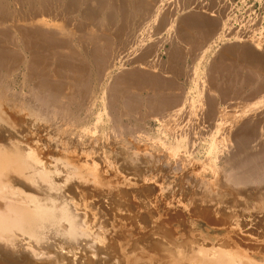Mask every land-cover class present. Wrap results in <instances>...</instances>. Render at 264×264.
I'll return each instance as SVG.
<instances>
[{"label": "bare ground", "instance_id": "6f19581e", "mask_svg": "<svg viewBox=\"0 0 264 264\" xmlns=\"http://www.w3.org/2000/svg\"><path fill=\"white\" fill-rule=\"evenodd\" d=\"M209 2H212V1H209ZM200 3H202V2H200ZM224 3H226V2H224ZM224 3H223V5H224ZM187 4H189V3H187V0H0V90L3 92L0 94H2L3 96L6 95V97H9V99L12 96L28 95L37 102V103H35L33 101L35 103V105L37 106L35 110H37V108H39L38 110H42V113H45V115H47L49 117V119L51 118V120L52 119H54V120L55 119H61V121L63 120V122L64 121L68 122V123H66V125L67 124L69 126H70V124H71V126L72 125H74V126L79 125V127H81L80 130H82L80 133H83V134H89V133L92 134L93 132L96 131V129L93 128L94 124H92L93 127H91V125H90V127H88L82 122L81 117L84 116L83 113H86V115H88L89 113L93 112V109L98 108L97 109V111H98V113H97L98 123L96 125L97 126L99 125L100 127L105 126V127L109 128V130H108V128H106V130H104L105 129V127H104V129H103V132L105 134L104 136L109 135L110 136L109 138L112 137L114 139L117 137H122L123 135H127L128 137L134 139V141L135 140L140 141V142L141 141L142 142L143 141L144 142L150 141L152 143H155V145L156 144L160 145L159 148L163 146L164 149L163 148L162 149L163 150L166 149L165 152L168 150L167 152H168L169 156L173 155V157L178 156L176 154L180 150L181 146H183L185 144H189V143H195L196 139L193 138L194 133H195V129L193 131L192 128H194V127H190L191 129L188 128L189 126L188 127L187 126L182 127V128L177 127L176 130H173V128L170 127L171 128L170 129L169 125L172 126L173 123H175V122H172L173 120L175 121V119H172L171 116H177L179 113L184 114V111H185L188 113V115H186V116H189V119H190V116H191V118L195 117V119L196 118L200 119L199 118L200 115L205 116L206 113H207V115L209 114L207 112L206 108L209 111L211 110L210 112L212 115L213 114L218 115L216 113V110L217 109L219 110V108H218L219 102L217 103L218 99H219V101H221L225 97H229L230 99L226 98L229 100H231V98H232V100L233 101L235 100V101L234 102L231 101V103H234V105H235L236 99L240 98L238 100L243 102L244 105H245V103L246 104L248 103V105H250L251 107L248 108V106L245 105L246 107L243 108L244 106H242L243 113L240 111V113H242L240 115L239 111H237L239 113V117H238V115H234L233 114L234 112L232 113L234 115L232 117L231 112L235 111V110L231 109L232 111L229 112L228 110H230V109H228L227 112H224V113L229 112L231 116L229 115L230 117L229 116L228 117L232 118V119L228 118V120L224 121L223 119H225V115L223 114L224 115L223 116L220 113L223 117L219 116V118L220 117L221 118H220V122H218L217 125L218 124L219 125L224 124L223 126H226V129H224V128H223L224 130L219 129L222 132L220 133V136L218 138L215 137L217 139L214 140L215 142H213L214 147H215L214 149L216 150V160H218V162H217L218 165L215 163L217 165L215 169H217L219 167V172H218V169H217V172H218V174H220L219 176H221L220 177L221 180L224 181L226 184V185H224V184L223 185L227 189V191H226L227 196L230 197L234 202L237 200L238 201L240 200L244 203V205L247 204L250 206V205L254 204L256 195H257L256 197H260L259 196L260 194H261V196L264 194V145H261V144L258 145L259 139L257 140L258 144H256V142L254 141L257 139V138H255V136H256V135H254L255 133H260V131H261L260 137L262 136V134H264V131L261 130L264 127V114H263L264 111L261 109L260 110L258 109L259 106H261V105L258 106V103L264 104V52H261L262 55H261V53H259V51L257 53V51H255L258 47L257 45H256L257 46L256 49L252 48V50H251V48H250L251 46L249 45L250 43L247 45L248 41H247V43H245L246 41L243 40L244 41V43H243L242 39L238 40V44L234 45V42L236 43V39H235V41L232 42L234 46H232V43L230 45V43H227V42L224 43V41H223V43H221L223 45H218V40L222 39L223 32L221 31V28L216 27L215 23L217 20H218V22H219V20H220V22H222L221 19H219V18H217L216 20L212 19V21L215 22L214 23V22L210 21L211 19L208 20L210 17L207 18L206 17L207 15H205L206 19L203 18L204 13L202 14L203 17L200 15L201 13L200 14L193 13L194 11L191 14V13H189L190 12L189 10H188V12L186 11L189 8V5L187 6ZM213 5H214V3H213ZM201 7H202V5H201ZM210 7H211V4H210ZM213 9H214V6H213L212 10ZM195 10H196V8H195ZM201 11H204V10L200 9L198 12H201ZM205 13H207L206 10H205ZM208 16H210V15H208ZM213 16H214V14H213ZM158 23L161 27H163V29H165L166 34H163L162 36H159V37L156 35L157 38L154 39L153 38V37H155V34H153L154 27H156V25ZM159 25H157V28ZM160 26H159L158 30H157V28H155L156 32L159 34H160V32L163 33L162 32L163 30L159 32V30L161 29ZM249 26H250V24H249ZM250 28H252V27H250ZM249 29L247 28V31ZM130 30H131V32H130ZM146 31H148L149 33H147V35L143 36V33L141 34V32L146 33ZM156 32H154V33H156ZM228 32H230V31H228ZM240 32H241V30H240ZM234 33H236V32H234ZM259 33H262V32H259ZM232 34H233V32H232ZM237 34H236V36H237ZM246 34H247V32H246ZM248 35L249 34H247L246 37ZM242 36H244V35L242 34ZM249 38H251L250 39V41H251L252 40L251 35ZM243 39H245V38H243ZM254 40H255V38H254ZM254 40H252L253 41L252 43L255 42ZM128 41H130V42L127 43ZM146 41H149L150 44L148 45V42H146ZM260 42H262V41H260ZM167 43L169 45L166 47ZM262 43L264 44V42H262ZM225 44H229V45L224 46ZM126 45H129L128 46L129 48L131 47V49L129 50L131 52L130 53L131 55H129V53L127 54V52L124 54V51L126 49L127 50L129 49L128 47L126 48ZM145 45L148 47L150 46V50L146 49L147 47ZM133 46H135V47H133ZM153 46H154V48H153ZM124 47L126 49H124ZM151 48H153V49H151ZM253 49L255 52L253 51ZM122 53H123V55H122ZM126 54L128 56H126ZM190 58L192 59L191 63H193L192 64L193 68L190 70L191 73L188 72L187 74H185L189 70L186 69V72H185L180 68L184 72L183 75H185V77H183V78L189 79L188 81H190L191 85H189V87L187 88L186 86H180L182 84L179 83L178 78L180 77L179 75L181 74V72L179 71L176 64H178L179 60L180 61L182 60L185 63L184 60L185 59L187 60ZM183 62H180L181 63L180 66L183 67V69H184V66H182ZM187 66L189 67V65H187ZM189 73H190V75H188ZM174 77H175V79H174ZM185 81L187 82V80H185ZM185 85H187V84H185ZM243 92L244 93L246 92V95L243 94V97H241V93H243ZM8 95H11V96H8ZM5 98L3 97V99H5ZM27 98H29V97H27ZM22 99L25 100V98H22ZM226 99H224V100H226ZM240 101H239V103H240ZM3 102H4V100L2 101V98H0V125H3V123L5 122ZM223 103H225V101ZM243 103H241V104H243ZM227 104H229V103H227ZM238 105H240V104H238ZM246 108L250 109L251 111H249ZM200 110H202V111L204 110V111L202 112ZM205 110H206V112H205ZM237 110H239V109H237ZM260 111H261V113H260ZM262 111H263V113H262ZM38 112L40 113V111H38ZM237 112L235 114H237ZM200 113H205V114L202 115ZM211 114H210V116H212ZM45 115L43 117H46ZM178 116H180V115H178ZM178 116L175 118L179 119L180 117L178 118ZM167 117L171 118L172 120H170L168 122ZM183 117H181V118H183ZM147 119L148 120L156 119L159 122H161V124H162L161 126L163 127L162 128L163 131L160 134V136H157V137L154 136L153 134H151V131L149 129H147V127L145 126V122ZM198 119H197V121H198ZM208 119L209 118H207V120ZM212 119H213V117H212ZM212 119H211V122H212ZM165 120L168 123H165L166 122ZM182 120H181V122H182ZM176 121H178V120H176ZM194 121H196V120H194ZM52 122H54V121H52ZM191 122L192 121L190 120V123ZM169 123H172V125ZM196 123L195 122L193 123L194 126L196 125ZM74 126H72V127H74ZM179 126H181L180 123H179ZM190 126H191V124H190ZM175 127H176V125H175ZM175 127H174V129H175ZM96 128H98V127H96ZM70 129H72V128H70ZM256 129H260V130H256ZM59 130H61V129H59ZM201 130H203V128ZM257 131H259V132H257ZM163 133H164V135H163ZM63 137H65V136H63ZM169 137H170V139H169ZM201 138H203V136ZM87 139H89V138H87ZM88 141L89 140H87V143H88ZM111 141H112V139H111ZM120 141H122V140H120ZM211 144H212V142H211ZM193 145H191V146H193ZM110 147H111V143H110ZM194 147H195V145H194ZM22 148H23V146H21V145L19 146V144L14 140H9L7 145L2 144L0 142V252L3 253V254L1 253V255H0L1 257L3 255V258H2L3 261H1L0 264H55V262L58 263L57 262L58 259H61V258L65 259L67 257L69 258L70 254L71 255L74 254L75 256L72 255L73 256L72 258H69V260H66L67 264H224L226 262L225 261L226 258L223 256L224 252L220 251V250H219V253H216V254L210 255L208 253H205V254L199 255V254H196V253L191 252L189 250L181 249V247L183 245L179 246V245L174 243V241H173L174 235L171 234V236H170L172 238V240L170 237L167 236L168 230L169 229L171 230V228H172V227L169 228V226H171L169 224H172V223H169L168 224L169 226L165 225V226H168L167 228H169L167 230V232L165 231V233H164V231H161V230H160V232H157L158 228L163 230L165 226L162 228L158 227V226H161L162 224L160 223L161 224L160 225L158 223L160 220L156 217L155 218L158 220V221L156 220L158 223V225H156V226L158 228L156 229L155 226H152L153 223H150V221L153 222L150 218L151 217V211L150 210H149L150 215H149V213L145 214V217L147 215L150 216V217L147 216L148 219L150 220L147 223H149V226L151 225L152 228H150V229L148 228L149 231L148 230L145 231L146 228L144 227L145 230L142 231L143 233H140V236L142 237V239L136 240L137 236L140 237L138 234L139 232H138V233H136L137 234L136 238H134L135 233L133 234V238L136 241L134 242V240L132 239L131 241H133L134 243L132 242L131 244H129V242H131L130 241L131 238L127 239V240H129V241H127L128 243H123V242L118 243V242H115L114 241L115 239H114L111 241L109 240V242H106V244L104 242H103L104 244L100 243V242L99 243L95 242L96 243L95 245H90L89 242L92 240H90L89 242H87V244H85L82 241H84L86 237L88 238V236H85L86 231L84 232V226H83L84 223L82 222L83 223L82 224L81 221L78 219L77 214H76L77 211L74 210V206L72 205V202H70V199H68L64 196H60L59 191H61V190H59V189L61 187V184L59 187L58 181L57 182L54 181L53 178H51V175H48V173L46 171H42V168L38 169V166H36L33 157H31L32 155H30L31 153L23 150ZM117 148H119V145ZM117 148H116V150H119ZM121 149H122V147H121ZM191 149H193V148H191ZM143 150H144V148H143ZM156 150H158V148H156ZM125 152H128V151H125ZM207 152H208V150H207ZM122 153H123V151H122ZM82 154H84V153L82 152ZM124 154H123V156H124ZM128 154H130V153L128 152ZM132 154H134V153H132ZM180 154H183V153H180ZM206 154H209V153H206ZM135 155H137V154H135ZM161 155L163 156V154H161ZM205 155H204V157H205ZM209 155H207V156H209ZM133 156L130 154V157L133 158ZM179 156L181 158H183L181 155H179ZM156 157H158L157 154H156ZM191 157L192 156H190V158H188V157L187 158L191 159ZM106 158H105V160H106ZM184 158H186V155ZM135 159H133V160H135ZM159 159H157L156 161H158ZM176 159H175V162H176ZM188 159H186V160H188ZM92 160H90V161L92 162ZM186 160H184V161H186ZM129 161H130V159H129ZM149 161H148V163H149ZM160 161H162V160H160ZM177 161H178V159H177ZM206 161H210V160L208 159ZM151 162H153V161H150V163ZM168 162H169V159H168L167 163ZM181 162H183V159ZM193 162H195V161H193ZM199 162H197V163H199ZM205 162H203V163L204 164L209 163V162L208 163H205ZM136 163H138V161ZM145 163L146 162L144 161V164ZM178 163H180V162L178 161ZM186 163L184 162V168H186L185 166L188 165ZM203 163H202L201 168L203 167ZM132 164H133V162H132ZM144 164H141V165H144ZM173 165L177 166L178 164L176 163ZM192 165L193 164H191V166ZM161 166H162V164H161ZM206 166L204 165V167H206ZM208 166H209V164H208ZM193 167L196 168L197 165L192 166V168ZM154 168H156V167H154ZM163 168H161V169H163ZM201 168H200V170H201ZM206 168H208L210 170L211 165L209 167H206ZM213 168H212V170H214ZM170 169H171V167H170ZM174 169H175V167H174ZM178 169H179V167H178ZM181 169L183 171V168H181ZM181 169H180V173H182V174L184 172L187 173V171H185V170H184V172H181ZM194 171L199 172V169L198 170L195 169ZM201 171L203 172V169ZM190 172L192 173V170ZM206 172H208V171H206ZM210 172H212V171H210ZM169 173L170 172H168V174ZM180 173H179V175H181ZM213 173H210V175ZM192 174H194V172ZM200 174L201 173H198V175H200ZM135 175H136V173H135ZM191 175H189V176H191ZM194 175H196V173ZM164 176H166V175H164ZM181 176H184V175H181ZM189 176H188V178H189ZM192 176H191V179L194 177V176L193 177ZM217 177L213 178V179L216 181ZM108 178H110V177L108 176ZM132 178H133V175H132ZM135 178L136 177H134V180H135ZM166 178H167V176H166ZM174 178H175V176H174ZM181 178H183V177H181ZM186 178L184 180H186ZM197 178L198 177H196V180L198 181L199 179H197ZM205 178L200 179L199 181L202 180L204 182ZM212 178L210 177L211 180H212ZM141 179H143V178H141ZM193 179H195V178H193ZM166 180H168V179H166ZM187 180L185 181V183L187 182ZM196 180L194 181V183L195 182L197 183ZM151 181H154V179H152ZM151 181H150V183H151ZM171 181H172V179H171ZM199 181H198L197 185L195 184V187L198 186L197 187L198 189L199 188L202 189L204 184H202L203 182L199 183ZM206 181H208V180H206ZM218 181H216V182H218ZM222 181L220 183H222ZM116 182H118V181L116 180ZM160 182L161 181H159V183ZM190 182H192V180H190L189 183ZM126 183H128V182H126ZM159 183H157L155 185L158 186ZM189 183L188 182L186 183V185H188L186 187H189V185H190ZM176 184H177V182H176ZM198 184H201L200 186H202V187H199ZM207 184H209V183L207 182ZM210 184H211V182H210ZM212 184H213V182H212ZM173 185H174V183H172V187H173ZM213 185H215V184H213ZM217 185H218V183H217ZM118 186H120V185H118ZM192 186H194L193 183L191 184V187ZM216 186H214V187H216ZM220 186H222V185H220ZM42 187L48 188V191L46 190L45 192H49L48 194H51L52 196L48 197V199H47V198H43V197H37L31 193L32 191L33 192L37 191V193H39V195L42 196L43 195L42 194V192H43ZM66 187H67V185H66ZM93 187H94V185H93ZM140 187H142V186H140ZM146 187H148V184ZM186 187H184V188L187 190ZM218 187H216V188L218 190H221V189H219L220 187L219 188ZM90 188H92V187H90ZM107 188L110 189L109 187H107ZM142 188H144V187H142ZM163 188H165V187L163 186ZM207 188H209V187H206L205 190L208 191ZM96 189H97V187H96ZM151 189L152 188H150V190ZM203 189H204V187H203ZM67 190H69L68 187H67ZM205 190H203V191L205 192ZM131 191H134V190H129V193ZM135 191H137V190H135ZM148 191H149V188H148ZM188 191L186 193L185 198H187V196H188ZM192 191L193 190L191 189V192ZM215 191H217V190H215ZM215 191H214V194L216 193ZM63 192H66V190ZM127 192H128V190H127ZM127 192L124 191L121 195L118 194L119 192H117V193L114 192L118 195L115 197V196H113L114 195L113 194L112 196L115 198L113 199V197L111 196L110 199L112 201L111 202H110V200L108 201V203L110 202L108 204L109 209L111 211L113 210L115 213L119 212V214H117V215H119L120 218H122L125 213H126L125 215H128V212H131V208H132V210L134 208L133 204L132 205L130 204L133 201V200L130 201L131 200L130 198H132L134 196L128 197L129 195L128 196L126 195ZM150 192H148V193L150 194ZM208 192L210 194V191H208ZM218 192H220V191H218ZM253 192H255L254 193V194H256L255 196H252ZM138 193H139V191H138ZM217 194L218 193H216V195ZM220 194H221V192H220ZM151 195H152V193H151ZM153 195H154V193H153ZM221 195H219V196H221ZM44 196H46V194ZM56 196L57 197L60 196V197L57 198ZM209 196H211V195H209ZM224 196H225V193H224ZM224 196H223V198H224ZM127 197H128V200L130 201V203L127 202V206L130 209V211L128 210L127 206L124 207V204H126V203L123 202V200H126ZM170 197L172 198V196H170ZM199 197H198V199H199ZM214 197H213V199H214ZM90 198H92V197H90ZM146 198H147V196L145 197V199ZM148 198H150V197H148ZM218 198L220 199V197H218ZM223 198H221V199H223ZM136 199H138V198H136ZM180 199L181 198H179V200ZM205 199H208V198H205ZM213 199H212V201L214 202ZM149 200H151V199H149ZM159 200L161 202L165 201V200H161V199H159ZM183 200H184V202L188 201L185 199H183ZM192 200H193L192 197H190L191 202H192ZM194 200H193L194 204L192 203L194 207H191L192 204H191V206L188 205L191 209L188 208L187 206H185V205H187V202H186V204H184V206L186 208H188V210L190 209V212H192L191 210H193V208L196 209V205L199 208L201 207V209H200V212H202L201 218L205 217L204 219H207L206 223H208L207 221L210 217H211L210 219H212L213 217H215L216 214H218L216 217H218L220 214V218L218 217V219H216L217 221L219 219H221V216H223L221 220H223V218H224V220L222 222H224L225 219H228L226 222H224L225 223L224 226L229 224V227L232 230L236 228L237 229L236 232H238V231L241 232V233H239L240 236H242L241 234H243L242 238L247 237V236L252 237L251 240H249L250 242L246 241L247 238L245 239V241L242 240L243 243L241 240L238 241V242H240L239 247L242 246L241 243L243 245H245V249H247V247L249 245L254 244L252 247L253 248L256 247V249H257V247L260 248L261 252H263V255H264V212H261V210H260V209H262V207L257 208V206H256L254 208V210L255 209L258 210L260 208L259 212H258L259 214L252 215L254 218L244 219V218H240L241 214L239 216L238 215L239 212L237 214L235 211L236 214L233 215L230 212L229 208L224 207L222 205V203L220 204L217 202V203H214L212 205H209V204L204 205V203H206V201L203 202V204H201L200 201L198 202L196 200L197 202L195 205ZM256 200H257V198H256ZM144 201L146 202V200H144ZM170 201L173 202V200H170ZM215 201H216V197H215ZM226 201H224V202H226ZM121 202H123V203L121 204ZM151 202H152V200H151ZM219 202H220V200H219ZM263 202H264V200H263ZM105 203H107V202H105ZM140 203L144 204L143 202H140ZM166 203H164V205L161 204L162 207H159V208L162 209L165 207V205H170V204H166ZM260 203H262V202H260ZM145 204L147 205V202ZM174 204L175 203H173V205ZM155 205L157 207V210L159 211L158 205H160V204L157 205V203H156ZM149 206H151V205H149ZM166 207H168V206H166ZM169 207L171 208L172 206H169ZM135 208H137V207H135ZM150 208L151 207H149V209ZM199 208H197V210ZM233 208H235V206ZM244 208L245 207L243 206V209ZM165 209L166 208H164L160 211H163ZM246 209H248V208H246ZM246 209L243 211L247 212ZM139 210H141V209H139ZM172 210H173V207H172ZM239 210H240V208H239ZM75 211H76V213H75ZM104 211L106 212V210H104ZM146 211H148V210H146ZM165 211H164V213H166ZM243 211H241L240 213H242ZM249 211H251V209ZM262 211H264V209H262ZM121 212L123 213V215H121ZM152 212H156V211H152ZM143 213H144V211H143ZM164 213H163V215L165 216ZM168 213L169 212H167V214ZM182 213H183V211H182ZM194 213L195 212H193V214L190 215L191 218L193 217V215H195ZM196 213L198 214V211ZM229 213H231V215ZM133 214H135V213H133ZM186 214H187V212H186ZM249 214H248V216H249ZM125 215H124V217H125ZM152 215H153V213H152ZM154 215H156V213ZM79 216H81V215H79ZM139 216H141V215L139 214ZM178 216L180 217L183 215H179V213H178ZM129 217L130 216H128V218ZM136 217H137V215H136ZM177 217H176V219H177ZM190 217H189V219H191ZM196 217H198V216L195 215L194 218H196ZM131 218H133V220H134L133 222L136 221L135 215H133V217H131ZM140 218L137 220H140ZM152 218H153V216H152ZM166 218H168V217H166ZM215 218H213L212 221L210 220L211 224L215 223V222H213ZM108 219H109V216H108ZM113 219L114 218H112V220ZM124 219H126V218H124ZM148 219H146V220H148ZM187 219H188V217L186 216V220ZM110 220H111V218H110ZM198 220L196 218V221H198ZM202 220L200 223H202ZM229 220H230V222H233L235 224V225L232 224L233 227L230 226V223H228ZM122 221H124V220L122 219ZM143 221H145V220H143ZM181 221H183V220L181 219ZM187 221H189V220H187ZM203 221H205V220H203ZM192 222L195 223V221H192ZM192 222H191V224H193ZM144 223H142V224H144ZM166 223H168V222L166 221ZM181 223H183V222H181ZM185 223L187 224V222H184L183 224H185ZM221 223L220 224L217 223V224L222 226L224 223L223 224H221ZM154 224H156V223L154 222ZM177 224H179V223H177ZM188 224H189V222H188ZM147 225L148 224H146L145 226L147 227ZM163 225H164V223H163ZM175 225L176 224H174V225L172 224V226H175ZM236 225H237V227L239 226L238 227L239 229L237 227H234ZM142 226H141V228H142ZM184 226L186 227V225H184ZM212 226L219 228L218 226H215V225H212ZM224 226H223V228H224ZM99 227H100V225H99ZM137 227H138V224H137ZM180 227H183L182 224L180 225ZM226 227H228V226H226ZM226 227H225V230H226ZM175 228L176 227H174V230H176ZM194 228H195V226H194ZM134 229H136V227ZM151 229L156 230L157 234H156V232L151 231ZM180 229H182V228H180ZM231 229H229V230H231ZM177 230H179L178 227H177ZM221 230H222V228H221ZM235 230L232 231L233 235H234ZM136 231H139V230H136ZM82 232H84V233H82ZM161 232H163V235L166 234V237H165V238H167L166 240H168V238H170L171 241H163L161 239H158V236H159L158 233H161ZM176 232H174L173 234H176ZM224 233H222V234H224ZM229 233H230V231H229ZM231 233L229 235L232 237ZM100 234H98V237ZM154 234L158 235L157 238H154ZM169 234H170V231H169ZM180 234H182V233H180ZM185 234H186V232H185ZM236 234H238V233H235V235ZM107 235H105L104 237H106ZM163 235L161 234V237H164ZM177 235H176V237H178ZM52 236H56L55 238H57V236H60L61 240L60 241L57 239L55 240L54 237H52ZM181 236H180L181 239H179V242H180V240L184 241V239H186V241L189 243H190V241H193L192 238H191L192 240H190V241L187 240L189 236L186 238H184V236L183 237H181ZM225 236H223V237H225ZM240 236H237V237L240 238ZM50 237L52 239H54L55 242L56 241L60 242V243L57 242L56 246L61 244L60 246L63 247L64 246L63 244H65L66 247L67 246H69V247H67V248L63 247V248L59 249L60 246H58L57 247L58 249H56L55 246H53V245H55V242L52 241L50 239ZM83 237H85V238H83ZM126 237H127V235H126ZM214 237H215V233H214ZM237 237L235 236V238H237ZM122 238H124V236ZM218 238H219V236H218ZM232 238H234V237H232ZM177 239H176V241H177ZM194 239L198 240L199 238L195 237ZM215 239H216V237H215ZM94 240L97 241L95 238H94ZM234 240L235 239H233L231 241H233L234 243L237 242ZM38 241H39V243H40V241H41V243H44V245L47 248H50L51 251H49L50 249L48 250L46 247H44V250H42V249L39 250V248H37V246H35L38 244L37 243ZM106 241H107V237H106ZM183 241H181L180 243L178 242V243L179 244H181V243L186 244L187 243L186 241H184V242ZM194 241H196V240H194ZM203 241H205V240H203ZM231 241L229 240L228 242H231ZM193 242H191V243H193ZM198 242H200V241H198ZM222 242H223V239H222V241H220L216 245H218V246H219V244L220 245L221 244L226 245V243H224L225 240L223 242L224 244ZM233 242H231L230 244L232 245ZM50 243H53V244H50ZM88 243H89V246L87 247ZM208 243L211 244V242H208ZM208 243H204V245H202V246L206 247L208 245ZM213 243H216V242H213ZM250 243H252V244H250ZM91 244H93V243H91ZM199 244H198V246H199ZM211 245H214V244H211ZM222 245H221V247H222ZM26 246L30 248V253H28V251H26L27 249L29 250V248H27ZM218 246H215V247L218 248ZM232 246H235V245H232ZM237 246H238V244H237ZM42 247L43 246H41L40 248H42ZM186 247H188V246H186ZM193 247H195V246H193ZM243 247H241V248L244 249ZM252 247L249 246V248H252ZM108 248L115 251L114 254L110 253L111 255H109V252L108 253L106 252V251L110 250ZM213 248H214V246H213ZM235 248H237V247L235 246ZM260 249H259V251H260ZM247 250H248V253L245 252L246 250L244 252L247 253L246 255L249 256V254H250V256H251L252 252L250 253L249 249H247ZM250 250L252 251V249H250ZM102 251L104 253H106V255L104 254L105 256L102 255V253H103ZM110 252H112V251H110ZM244 252H242V253H244ZM253 252L255 253L257 251L254 250ZM261 252H260V254H256V255L260 256ZM6 253H8L9 255ZM16 253H18V254H16ZM242 253H241V256H242ZM257 253H259V252H257ZM51 254L53 255V257H50ZM230 254L231 253H229V255ZM232 254H234V253H232ZM8 256H11V257H8ZM223 257H224V259H223ZM244 257H246V256L244 255ZM262 257L263 256H261V258ZM2 259L0 258V260H2ZM60 261H62V259L59 260V263L64 264V263H61ZM243 261H244V259H243ZM261 261L263 262L264 260H261ZM227 262H228V260H227ZM244 264H245V262H244Z\"/></svg>", "mask_w": 264, "mask_h": 264}, {"label": "rangeland", "instance_id": "374dc122", "mask_svg": "<svg viewBox=\"0 0 264 264\" xmlns=\"http://www.w3.org/2000/svg\"><path fill=\"white\" fill-rule=\"evenodd\" d=\"M198 3H197V2ZM202 2V3H200V2ZM208 3H207V2ZM209 1H212V2H209ZM222 0H187V3H189V4H187V6L189 5V8L186 10L187 12H188V10L190 11L189 13H191L192 14V12L193 13H198V14H200L202 17H203V13H204V17L203 18H205L206 19V17L208 18V17H210L208 20H210V21H212V19L213 20H216L217 18H219V19H221V21L222 22H220V20H219V22H218V20L216 21V23L214 22V21H212V22H214L215 23V25H216V27H219V28H221V31L223 32V37H222V39L221 40H218V45H223V44H221V43H223V41H224V43H230V45H231V43L232 42H234L235 41V39H236V43L234 42V45L235 44H238V40H241L242 39V41L244 40V41H246L245 43H247V41H248V43H247V45L249 44L251 47V50H252V48H255L256 49V47H257V49L255 50V51H257V53H258V51H259V53H261V52H264V44L262 43V42H264V0H223L222 2H221ZM194 2V3H193ZM224 2H226V3H224ZM204 3V4H203ZM213 3H214V5H213ZM219 3V4H218ZM223 3H224V5H223ZM197 4V5H196ZM210 4H211V7H210ZM218 4V5H217ZM200 5V6H199ZM201 5H202V7H201ZM208 5V6H207ZM195 6V7H194ZM213 6H214V9L212 10V8H213ZM227 6V7H226ZM216 7V8H215ZM195 8H196V10H195ZM199 8V9H198ZM218 8V9H217ZM225 8V9H224ZM191 9V10H190ZM204 10V11H201V12H198L199 10ZM224 9V10H223ZM227 9V10H226ZM205 10H206V12L207 13H205ZM211 12H210V11ZM224 11V12H223ZM228 11V12H227ZM217 12V13H216ZM210 13V14H209ZM235 13V14H234ZM241 13V14H240ZM213 14H214V16H213ZM205 15H207L206 17H205ZM208 15H210V16H208ZM224 15V16H223ZM240 15V16H239ZM213 16V17H212ZM216 16V17H215ZM223 16V17H222ZM215 17V18H214ZM242 17V18H241ZM231 18V19H230ZM245 19V20H244ZM225 20V21H224ZM231 20V21H230ZM243 20V21H242ZM248 20V21H247ZM253 20V21H252ZM229 21V22H228ZM239 21V22H238ZM219 23V24H218ZM245 23V24H244ZM247 23V24H246ZM225 24V25H224ZM243 24V25H242ZM249 24H250V26H249ZM157 25H159V23L157 24ZM157 25H156V27H154V32H156V30H155V28H157ZM220 25V26H219ZM228 25V26H227ZM230 25V26H229ZM160 26V25H159ZM159 26H158V28H157V30L159 29ZM235 26V27H234ZM161 27V26H160ZM227 27V28H226ZM230 27V28H229ZM244 27V28H243ZM250 27H252V28H250ZM227 30H226V29ZM232 28V29H231ZM239 28V29H238ZM247 28L249 29L248 31H247ZM226 31H225V30ZM237 29V30H236ZM163 30V31H162ZM233 30V31H232ZM240 30H241V32H240ZM244 30V31H243ZM246 30V31H245ZM160 31H162L163 33H161ZM228 31H230V32H228ZM233 32V34H232V32ZM130 32H131V30H130ZM153 32V34H155V37H153L154 39H156L157 38V36L159 37V36H162L163 34H166V31H165V29H163V27H161V29L159 30V32H160V34L159 33H154ZM234 32H236V33H234ZM246 32H247V34H249L247 37H246ZM259 32H262V33H259ZM143 33V36H145V35H147V33H149L148 31H146V33L145 32H141V34ZM228 33V34H227ZM238 33V34H237ZM246 35H245V34ZM152 34V35H153ZM227 34V35H226ZM230 34V35H229ZM236 34H237V36H236ZM242 34L244 35V36H242ZM126 35V34H125ZM157 35V36H156ZM226 35V36H225ZM243 37V38H245V39H243L241 36ZM250 35H251V37H252V40H254V38H255V42L254 43H252L253 41L251 40L250 41V39L251 38H249L250 37ZM240 37V38H239ZM230 39V40H229ZM233 39V40H232ZM249 39V40H248ZM151 40V39H150ZM149 40V41H150ZM262 41V42H260V41ZM149 41H146V42H148V45L150 44V42ZM231 41V42H230ZM244 41H243V43H244ZM250 41V42H249ZM259 41V42H258ZM130 41H128L127 43H129ZM169 44L167 43L166 44V47L168 46ZM229 44H225L224 46H228ZM233 45V43H232V46H234ZM257 45V46H256ZM129 45H126V48L128 47ZM132 46V45H131ZM146 46V45H145ZM133 47H135V46H133ZM147 47V48H146ZM145 48L146 49H149L150 50V46L148 47V46H146ZM125 47H124V49H126ZM129 48V47H128ZM153 48H154V46H153ZM153 48H151V49H153ZM262 48V49H261ZM131 49V47L127 50H125L124 51V54L127 52V54L129 53V55H131L130 53V50ZM263 50V51H262ZM253 51H254V49H253ZM254 51V52H255ZM126 54V56H128ZM122 55H123V53H122ZM261 55H262V53H261ZM125 56V57H126ZM191 58L190 59H185L184 61H185V63L181 60H179L178 61V64H176L177 65V67H178V69H179V71L181 72V74L179 75L180 77L178 78V81H179V83L180 84H182V85H180V86H186L187 88L189 87V85H191L190 84V81H188L189 79H185V78H183V77H185V75H183L184 74V72L183 71H185L186 72V69L187 70H189V71H187L185 74H187L188 72H190L191 73V69L193 68L192 66V64L193 63H191ZM180 62H183L182 63V66H184V69H183V67H181L180 65H181V63ZM189 63V64H188ZM187 65H189V67L187 66ZM186 66V67H185ZM183 70H181V69ZM190 68V69H189ZM183 72V73H182ZM190 73L188 74V75H190ZM177 78V77H176ZM174 79H175V77H174ZM180 79V80H179ZM184 79V80H183ZM185 80H187V82L185 81ZM182 81V82H181ZM185 81V82H184ZM184 83V84H183ZM185 84H187V85H185ZM179 86V85H178ZM179 86V87H180ZM1 91V90H0ZM243 91V90H242ZM241 91V92H242ZM0 93H3L2 91L0 92ZM243 94L244 95H246V92L244 93H241V97H243ZM0 98H2V101L4 100V102H3V110H4V117H5V122L3 123V125H0V142L2 143V144H8V142H9V140H14V141H16L18 144H19V146L21 145V146H23V150H25V151H27V152H29V153H31L30 155H32L31 157H33V159H34V162H35V164H36V166H38V169H41L42 168V171H46L47 173H48V175H51V178H53V180L54 181H58V183H59V187H60V184H61V187H60V189L59 190H61V191H59V194H60V196H64V197H66V198H68V199H70V202H72V205L74 206V210H76L77 211V213H76V211H75V213L77 214V217H78V219L81 221V223L83 224V226H84V232L86 233L85 234V236H88V238L86 237H83V238H85V240L84 241H82V242H84L85 244H87V242H89L90 240H92V241H90L89 243H90V245H95L96 243H105L106 244V242H109V240L111 241V240H114L115 242H123V243H128L127 241H129V240H127V239H129V238H131L130 239V241L133 239L134 240V238H136V236H137V234L136 233H138L139 234V236H140V233H143L142 231L143 230H145V228H146V230L145 231H149V229L150 228H152V226H155L156 227V229L158 228V227H160V228H162V227H164L165 225H168L169 223H172L173 225L174 224H176L175 226H172V224H169V225H171V226H169V228L170 227H172L171 228V230L173 231H171L169 228H167L168 226H165L164 227V229L162 230V229H157V232H160V230L161 231H164V233H165V231L167 232V230H168V232H167V236L168 237H170L171 236V234L172 235H174V237H173V241H174V243L175 244H177V245H183L182 247H181V249H183V250H189V251H191V252H194V253H196V254H199V255H201V254H205V253H208V254H216V253H219V250L220 251H223L224 253V257L228 260V262H227V260L225 259V263L224 264H244V262H245V264H264V261L262 262L261 260H264L263 258H264V255H263V252H261V249L260 248H258L257 247V249H256V247H252L254 244H252V243H250V244H252V245H249V246H251L252 248H249V246L247 247V249H249V251H250V253L252 252V254H251V256H250V254H249V256L248 255H246L247 253H248V250L247 249H245V245H243L242 243H243V241H245V239H246V241H249V240H251V238L252 237H244V238H242V236H243V234H241L242 236H240V234L239 233H241V232H236L237 231V229L235 230V229H233V230H235L234 231V235H235V233H238V234H236L235 236L237 237V236H240V238L239 237H237V238H235V236L233 235V230L229 227V224H227L226 226H228V227H226V226H224L225 225V223L224 222H226L228 219H225V221L224 222H222L223 220H224V218H223V220H221L222 219V217L223 216H221V219H219L218 221L216 220V219H218V217L220 218V214H219V216L218 217H216L218 214H216L215 215V217H213V218H215L214 219V221L213 222H215V223H212L211 224V222H210V220L212 221V219H208V223H206V220L207 219H204L205 217H203V218H201V214H202V212H200V209H201V207L199 208V207H197V205H196V202L198 201H200L201 202V204H203V202H205L206 201V203H204V205H212V204H214V203H222V205L224 206V207H228L229 208V210H230V212L234 215V214H238V212H239V216H240V214H241V216H240V218H244V219H246V218H254L252 215H255V214H259L258 212H259V209L262 207V209H264V202H263V200H264V194L261 196V194L259 195L260 197H256L257 195L256 194H254L255 192H253V194H252V196H255V202H254V204H252V205H247V204H245L244 205V203L242 202V201H233L230 197H228L227 196V194H226V191H227V189H226V187L224 186V185H226L225 184V182L224 181H222L221 180V176H219L220 174H218V172H219V167L217 168L218 169V172H217V169H215L216 168V166L218 165V160H216V150L214 149L215 147H214V143L213 142H215L214 140H216L219 136H220V133L222 132L221 130H224V129H226V126H223V125H217V123L218 122H220V118H219V116H222L223 114L225 115V119H223L224 121L225 120H228V118L232 115V117L234 116V115H238V117H239V113H240V111L243 113V111H242V109L243 108H245L246 106H248V108H250L251 106L250 105H248V103L246 104L245 103V105H244V103L243 102H241L240 100H238V99H240V98H238V99H236V104L234 105V103H231V101L232 102H234L233 100H232V98H231V100H229L230 98L229 97H225V98H223V100H221V101H219V99H218V101H217V103L219 102V104H218V108H219V110L217 109L216 110V113L218 114V115H212L211 114V110L209 111L207 108H206V110H207V112L209 113L208 115H207V113H206V115L205 116H199V118L200 119H198V118H196L195 119V117L193 118H191V116H190V119H189V116H186V115H188V113L187 112H185L184 111V114L183 113H179L178 115H180V116H178V118L179 119H176L175 117H177V116H171V118L172 119H175V121L173 120L172 122H175V123H173V125H172V123H169V124H171L172 126H170L169 124V128L170 127H172L173 128V130H176L177 129V127H188V128H190V127H194V128H192V130L194 131V129H195V133H194V139H196L195 140V143H189V144H185V145H183V146H181L180 147V150L177 152V154L176 155H178V156H174L173 157V155H171V156H169V154H168V150L165 152V150H163L164 148H163V146L162 147H160L159 148V146L160 145H155V143H152V142H148V141H146V142H140V141H134V139H132V138H130V137H128L127 135H123L122 137H117V138H109L110 136L109 135H106V136H104L105 134H104V132H103V129H104V127L105 126H97L96 124L98 123V121H97V113H98V111H97V109H93V112H91V113H89L88 115H86V113H83L84 114V116L83 117H81L82 118V122L86 125V126H88V127H90V125H91V127H93V125L92 124H94V127L93 128H95L96 129V131L95 132H93L92 134L91 133H89V134H83V133H80L82 130H80V128L81 127H79V125H72V126H74V127H72L71 126V124H70V126L67 124L66 125V123H68V122H66V121H64L63 122V120L61 121V119H52L51 120V118L49 119V117L47 116V115H45V113H42V110H38L39 108H37V110H35L36 109V105H35V103H37L34 99H32L30 96H28V95H24V96H12V97H10V99H9V97H6V95H2V94H0ZM8 96H11V95H8ZM26 96V97H25ZM3 97L5 98V99H3ZM19 97V98H18ZM21 97V98H20ZM27 97H29V98H27ZM247 97V96H246ZM15 98V99H14ZM22 98H25V100L24 99H22ZM27 98V99H26ZM226 98H229V99H226ZM256 98V97H255ZM224 99H226V100H224ZM6 100V101H5ZM228 100V101H227ZM238 100V101H237ZM35 103H34V102ZM225 101V103H223V102ZM239 101H240V103H239ZM227 103H229V104H227ZM232 105H231V104ZM241 103H243V104H241ZM34 104V105H33ZM238 104H240V105H238ZM263 103H261V104H259L258 103V106L259 105H261V106H259V110L261 109V110H263L264 111V104L262 105ZM221 106V107H220ZM230 106V107H229ZM242 106H244L243 108H242ZM33 107V108H32ZM39 107V106H38ZM207 107V106H206ZM241 107V108H240ZM227 108V109H226ZM248 108H246V109H248ZM263 108V109H262ZM228 109H230V110H228ZM231 109H233V110H235L236 112L237 111H239V113L237 112V114H235L236 112L235 111H232ZM237 109H239V110H237ZM241 109V110H240ZM206 110H205V112H206ZM227 110L230 112V111H232L231 112V115H230V113L228 112V113H224V112H227ZM249 111H251L250 109H248ZM38 111H40V113L38 112ZM200 111H202V110H200ZM204 111V110H203ZM202 111V112H203ZM263 111H262V113H263ZM234 112V113H233ZM38 113V114H37ZM95 113V114H94ZM187 113V114H186ZM213 113V112H212ZM222 115H221V114ZM234 115H233V114ZM242 113H240V115L242 114ZM260 113H261V111H260ZM42 114V115H41ZM46 116V117H43L44 115ZM82 114V115H83ZM200 114H202V115H204L205 113H200ZM210 114L212 115V116H210ZM264 114V113H263ZM185 117H183V116ZM223 115V116H224ZM230 115V116H229ZM210 116V117H209ZM218 116V117H217ZM222 116V117H223ZM229 116V117H228ZM181 117H183V118H181ZM188 117V118H187ZM205 119H204V118ZM212 117H213V119H212ZM171 118H169V117H167V121L169 122L170 120H172ZM207 118H209L208 120H207ZM212 119V122H211V119ZM219 118V119H218ZM183 119V120H182ZM193 119V120H192ZM197 119H198V121H197ZM229 119H232V118H229ZM39 120V121H38ZM57 120V121H56ZM176 120H178V121H176ZM181 120H182V122H181ZM187 120V121H186ZM190 120L192 121L191 123H190ZM194 120H196V121H194ZM206 120V121H205ZM216 120V121H215ZM52 121H54V122H52ZM166 121V120H165ZM165 122V123H168V122ZM189 121V122H188ZM200 121V122H199ZM203 121V122H202ZM57 122V123H56ZM178 122V123H177ZM187 122V123H186ZM196 123V125L194 126V124L193 123ZM211 122V123H210ZM177 123V124H176ZM179 123H180V125L181 126H179ZM187 125H186V124ZM65 124V125H64ZM185 124V125H184ZM190 124H191V126H190ZM214 124V125H213ZM162 124H161V122H159L158 120H156V119H151V120H146V122H145V126L147 127V129H149L150 131H151V134H153L154 136H160V134L162 133V126H161ZM175 125H176V127H175ZM184 125V126H183ZM200 125V126H199ZM202 125V126H201ZM206 127H205V126ZM65 126V127H64ZM79 128H78V127ZM198 126V127H197ZM213 126V127H212ZM76 127V128H75ZM96 127H98V128H96ZM103 127V128H102ZM149 127V128H148ZM174 127H175V129H174ZM203 128V130H201L202 128ZM53 128V129H52ZM70 128H72V129H70ZM74 128V129H73ZM106 128H108V127H105V129L104 130H106ZM224 128V129H223ZM59 129H61V130H59ZM94 129V130H95ZM171 129V128H170ZM191 129V128H190ZM216 129V130H215ZM219 129H221V130H219ZM59 130V131H58ZM98 130V131H97ZM108 130H109V128H108ZM212 130V131H211ZM219 130V131H218ZM256 130H260V129H256ZM261 130H263L264 131V127H263V129H261ZM72 131V132H71ZM211 131V132H210ZM78 132V133H77ZM205 132V133H204ZM209 132V133H208ZM257 132H259V131H257ZM80 133V134H79ZM101 133V134H100ZM97 134V135H96ZM54 135V136H53ZM80 135V136H79ZM163 135H164V133H163ZM203 136V138H201L202 136ZM214 135V136H213ZM254 135H256L255 136V138H257L256 140H254L255 142H256V144H258V141H259V144L258 145H264V134H262V136L260 137V135H261V131H260V133H255ZM258 135V136H257ZM63 136H65V137H63ZM96 136V137H95ZM210 136V137H209ZM79 137V138H78ZM84 137V138H83ZM100 139H99V138ZM198 137V138H197ZM214 137V138H213ZM215 137H217V138H215ZM59 138V139H58ZM69 138V139H68ZM81 138V139H80ZM83 138V139H82ZM87 138H89V139H87ZM122 138V139H121ZM126 138V139H125ZM66 139V140H65ZM91 139V140H90ZM109 139V140H108ZM111 139H112V141H111ZM169 139H170V137H169ZM259 139V140H258ZM83 140V141H82ZM86 140V141H85ZM87 140H89L88 141V143H87ZM117 140V141H116ZM120 140H122V141H120ZM124 140V141H123ZM258 140V141H257ZM263 140V141H262ZM79 141V142H78ZM91 141V142H90ZM96 143H95V142ZM107 141V142H106ZM127 141V142H126ZM82 144H81V143ZM84 142V143H83ZM99 142V143H98ZM130 142V143H129ZM134 142V143H133ZM211 142H212V144H211ZM262 142V143H261ZM63 143V144H62ZM90 143V144H89ZM107 143V144H106ZM110 143H111V147H110ZM127 143V144H126ZM137 143V144H136ZM140 145H139V144ZM97 144V145H96ZM116 144V145H115ZM123 144V145H122ZM136 146H135V145ZM145 144V145H144ZM155 146H154V145ZM195 145V147H194V145ZM83 145V146H82ZM85 145V146H84ZM108 145V146H107ZM118 145H119V148H117L118 147ZM121 145V146H120ZM127 145V146H126ZM142 145V146H141ZM149 145V146H148ZM152 145V146H151ZM191 145H193V146H191ZM73 146V147H72ZM82 146V147H81ZM117 146V147H116ZM138 146V147H137ZM154 146V147H153ZM212 146V147H211ZM80 147V148H79ZM88 147V148H87ZM109 147V148H108ZM121 147H122V149H121ZM21 148V147H20ZM66 148V149H65ZM71 148V149H70ZM84 148V149H83ZM86 148V149H85ZM116 148L117 149H119V150H116ZM126 148V149H125ZM142 148V149H141ZM143 148H144V150H143ZM153 148V149H152ZM156 148H158V150H156ZM163 148V149H162ZM191 148H193V149H191ZM28 149V150H27ZM90 149V150H89ZM94 149V150H93ZM100 149V150H99ZM130 149V150H129ZM133 149V150H132ZM137 149V150H136ZM148 149V150H147ZM63 150V151H62ZM80 150V151H79ZM97 150V151H96ZM147 150V151H146ZM185 150V151H184ZM207 150H208V152H207ZM103 151V152H102ZM114 151V152H113ZM116 151V152H115ZM122 151H123V153H122ZM125 151H128L132 156H133V158L132 157H130V154H128V152H125ZM136 151V152H135ZM82 152L84 153V154H82ZM120 152V153H119ZM149 152V153H148ZM151 152V153H150ZM164 152V153H163ZM125 153V154H124ZM132 153H134V154H132ZM147 153V154H146ZM160 153V154H159ZM180 153H183V154H180ZM206 153H209V154H206ZM103 154V155H102ZM123 154H124V156H123ZM135 154H137V155H135ZM139 154V155H138ZM152 154V155H151ZM156 154H157V156L158 157H156ZM161 154H163V156L161 155ZM171 154V153H170ZM186 155V158H184L185 157V155ZM206 154V155H205ZM75 157H74V156ZM91 155V156H90ZM95 155V156H94ZM107 155V156H106ZM109 155V156H108ZM179 155H181L183 158H181ZM188 155V156H187ZM204 155H205V157L207 156V155H209V156H207L206 158L204 157ZM90 156V157H89ZM104 156V157H103ZM120 156V157H119ZM138 156V157H137ZM190 156H192L191 157V159H188V158H190ZM94 157V158H93ZM107 157V158H106ZM145 157V158H144ZM151 157V158H150ZM164 157V158H163ZM167 157V158H166ZM173 157V158H172ZM188 157V158H187ZM58 158V159H57ZM96 158V159H95ZM105 158H106V160H105ZM113 158V159H112ZM115 158V159H114ZM120 158V159H119ZM127 158V159H126ZM136 158V159H135ZM139 158V159H138ZM147 158V159H146ZM160 158V159H159ZM178 159V161L182 164H180V163H178V161H177V159ZM193 158V159H192ZM36 159V160H35ZM89 159V160H88ZM93 159V160H92ZM111 159V160H110ZM129 159H130V161H129ZM133 159H135V160H133ZM157 159H159L158 161H156ZM164 159V160H163ZM168 159H169V162L167 163V161H168ZM175 159H176V162H175ZM181 159V160H180ZM182 159H183V162H181L182 161ZM186 159H188V160H186ZM210 160V161H206V160ZM88 160V161H87ZM90 160H92V162L90 161ZM113 160V161H112ZM116 160V161H115ZM118 160V161H117ZM146 162L145 164H144V161ZM153 161V162H151L150 163V161ZM160 160H162V161H160ZM166 160V161H165ZM171 160V161H170ZM184 160H186V161H184ZM206 162H205V161ZM39 161V162H38ZM129 161V162H128ZM138 161V163H136ZM140 161V162H139ZM148 161H149V163H148ZM156 161V162H155ZM189 163H188V162ZM191 161V162H190ZM193 161H195V162H193ZM200 161V162H199ZM205 162V163H208L209 164V166L211 165V168H210V170L208 169V168H206V167H209L208 166V164H204L203 162ZM216 161V162H215ZM131 162V163H130ZM132 162H133V164H132ZM143 162V163H142ZM164 162V163H163ZM174 162V163H173ZM184 162L186 163V164H188V165H186L185 167L186 168H184ZM197 162H199V163H197ZM88 163V164H87ZM178 164L177 166H175V165H173V164ZM193 164L192 166H196L197 165V167L195 168V167H193L192 168V166H191V164ZM195 163V164H194ZM202 163H203V167L201 168V166H202ZM217 165H216V164ZM63 164V165H62ZM135 164V165H134ZM140 164V165H139ZM141 164H144V165H141ZM152 164V165H151ZM161 164H162V166H161ZM164 164V165H163ZM168 164V165H167ZM66 165V166H65ZM96 165V166H95ZM180 165V166H179ZM204 165L206 166V167H204ZM215 165V166H214ZM115 166V167H114ZM144 166V167H143ZM182 166V167H181ZM190 166V167H189ZM214 168H213V167ZM138 167V168H137ZM154 167H156V168H154ZM166 169L167 167V169L165 170L164 168ZM170 167H171V169H170ZM174 167H175V169H174ZM178 167H179V169H178ZM190 169H189V168ZM201 168V170L203 169V172L200 170V168ZM153 168V169H152ZM161 168H163V169H161ZM181 168H183V171H182V169ZM192 168V169H191ZM212 168L214 169V170H212ZM56 169V170H55ZM119 169V170H118ZM132 169V170H131ZM158 169V170H157ZM170 169V170H169ZM179 171H178V170ZM180 169H181V172H184V170L185 171H187V173L186 172H184L183 174L182 173H180ZM195 169H199V172L198 171H194ZM206 171H208V172H206ZM96 170V171H95ZM117 170V171H116ZM128 170V171H127ZM135 170V171H134ZM141 170V171H140ZM168 170V171H167ZM173 170V171H172ZM192 170V173L194 172V174L196 173V175H194V174H192L190 171ZM216 170V171H215ZM107 171V172H106ZM123 171V172H122ZM144 171V172H143ZM153 171V172H152ZM177 171V172H176ZM210 171H212V172H210ZM168 172H170L169 174H168ZM181 174V175H184V176H181V175H179V173ZM206 172V173H205ZM214 172V173H213ZM90 173V174H89ZM122 173V174H121ZM126 173V174H125ZM135 173H136V175H135ZM142 173V174H141ZM145 175H144V174ZM167 173V174H166ZM173 173V174H172ZM186 173V174H185ZM190 173V174H189ZM198 173H201L200 175H198ZM210 173H213V174H211L210 175ZM217 173V174H216ZM194 176H192V175ZM204 174V175H203ZM216 174V175H215ZM130 175V176H129ZM132 175H133V178H132ZM142 175V176H141ZM147 175V176H146ZM164 175H166L167 176V178H166V176H164ZM175 176V178H174V176ZM189 175H191L193 178H195V179H191V176H189ZM198 175V176H197ZM202 175V176H201ZM214 177H213V176ZM108 176L110 177V178H108ZM129 176V177H128ZM139 176V177H138ZM146 176V177H145ZM156 178H155V177ZM162 176V177H161ZM172 176V177H171ZM188 176H189V178H188ZM201 176V177H200ZM209 176V177H208ZM217 177V179H216V181H218V182H216L213 178H216ZM134 177H136L135 178V180H134ZM151 177V178H150ZM169 177V178H168ZM181 177H183V178H181ZM187 177V178H186ZM196 177H198L197 179H203V178H205L204 179V182L201 180V181H199V183L200 182H203L202 184H204L203 185V187H204V189H203V187L202 186H200L201 184H198L199 185V187H202V189L201 188H197V187H195V184L197 185V183H198V181L196 180ZM210 177L212 178V180L210 179ZM57 178V179H56ZM75 178V179H74ZM105 178V179H104ZM141 178H143V179H141ZM145 178V179H144ZM149 178V179H148ZM178 178V179H177ZM181 178V179H180ZM186 178V180H187V182L189 183V181L190 180H192V182H190L189 184V187L193 190L192 192H191V189L189 188V187H186V186H188V185H186V183H185V181L186 180H184ZM56 179V180H55ZM125 179V180H124ZM129 179V180H128ZM137 179V180H136ZM152 179H154V181H151ZM166 179H168V180H166ZM171 179H172V181H171ZM183 179V180H182ZM211 181H210V180ZM116 180L118 181V182H116ZM132 180V181H131ZM134 180V181H133ZM176 180V181H175ZM179 180V181H178ZM197 181V183L195 182L194 183V181ZM206 180H208V181H206ZM69 181V182H68ZM132 183H130V182ZM141 181V182H140ZM150 181H151V183H150ZM157 181V182H156ZM159 181H161L160 183H159ZM163 181V182H162ZM184 181V182H183ZM206 181V182H205ZM222 181V183H220ZM81 182V183H80ZM126 182H128V183H126ZM135 182V183H134ZM140 182V183H139ZM148 182V183H147ZM155 182V183H154ZM176 182H177V184H176ZM207 182L209 183V184H207ZM210 182H211V184H210ZM212 182H213V184H215V185H213L212 184ZM66 183V184H65ZM87 183V184H86ZM138 183V184H137ZM145 185H144V184ZM150 183V184H149ZM157 183H159L158 184V186L157 185H155V184H157ZM167 183V184H166ZM172 183H174V185H173V187H172ZM179 183V184H178ZM193 183V185L194 186H192L191 187V184ZM217 183H218V185H217ZM220 183V184H219ZM79 184V185H78ZM124 184V185H123ZM147 184H148V187H146L147 186ZM152 184V185H151ZM185 184V185H184ZM224 184V185H223ZM66 185H67V187L69 188V190H67V187H66ZM91 185V186H90ZM93 185H94V187H93ZM106 185V186H105ZM117 185V186H116ZM118 185H120V186H118ZM142 186V187H144V188H142V187H140V186ZM154 185V186H153ZM170 185V186H169ZM217 185V186H216ZM220 185H222V186H220ZM105 186V187H104ZM116 186V187H115ZM136 186V187H135ZM139 186V187H138ZM152 186V187H151ZM163 186L165 187V188H163ZM214 186H216V187H218L219 189H221V190H218L216 187H214ZM90 187H92V188H90ZM96 187H97V189H96ZM107 187H109L110 189H108ZM131 187V188H130ZM157 187V188H156ZM180 187V188H179ZM184 187H186L187 188V190L184 188ZM206 187H209V188H207L208 189V191H210V194H209V192L207 191V190H205V188ZM213 187V188H212ZM104 188V189H103ZM118 188V189H117ZM140 188V189H139ZM146 188V189H145ZM148 188H149V191H148ZM150 188H152L151 190H150ZM176 188V189H175ZM194 188V189H193ZM196 188V189H195ZM44 189V190H43ZM66 190V192H63V191H65ZM92 189V190H91ZM145 189V190H144ZM168 189V190H167ZM172 189V190H171ZM183 189V190H182ZM199 191H198V190ZM217 190V191H215V190ZM48 191V188H43L42 187V196H40L39 195V193H37V191L36 192H31L33 195H35V196H37V197H43V198H47L48 199V197H51L52 195L51 194H48L49 192H45V191ZM105 190V191H104ZM121 192H120V191ZM127 190H128V192H127ZM129 190H134V191H131L130 193H129ZM135 190H137V191H135ZM147 190V191H146ZM155 190V191H154ZM189 190V191H188ZM203 190H205V192L202 191ZM112 191V192H111ZM124 191H126L127 192V196L128 197H130V196H134V197H132V198H130L131 200L130 201H132L131 203H130V201L128 200V197L126 198V200H123V202H125L126 204H124V207L125 206H127V202H129L131 205L133 204V207L135 208V207H137V208H133V210H132V208H131V212H128V215H125V217H124V215H123V213L121 212V215H123V217L122 218H120V216L119 215H117V214H119V212L118 213H115L113 210L111 211L110 209H109V207H108V204L112 201L111 199H110V197L113 195V196H117L118 194H122ZM138 191H139V193H138ZM143 193H142V192ZM146 191V192H145ZM151 191V192H150ZM168 191V192H167ZM181 191V192H180ZM184 191V192H183ZM187 191H188V196H187V198H185L186 197V193H187ZM207 191V192H206ZM214 191L216 192V193H218L217 195H216V193L214 194ZM218 191H220L221 192V194L224 196V193H225V196H224V198H223V196L220 194V192H218ZM225 191V192H224ZM62 192V193H61ZM72 192V193H71ZM114 192H119L118 194H116V193H114ZM145 192V193H144ZM148 192H150V194L148 193ZM157 192V193H156ZM161 192V193H160ZM167 192V193H166ZM176 192V193H175ZM178 192V193H177ZM194 192V193H193ZM202 192V193H201ZM64 193V194H63ZM66 193V194H65ZM151 193H152V195H151ZM153 193H154V195H153ZM159 193V194H158ZM257 193V192H256ZM46 194V196H44ZM68 194V195H67ZM161 194V195H160ZM165 194V195H164ZM172 194V195H171ZM179 194V195H178ZM194 194V195H193ZM90 195V196H89ZM96 195V196H95ZM144 195V196H143ZM156 195V196H155ZM168 195V196H167ZM176 195V196H175ZM202 195V196H201ZM209 195H211V196H209ZM219 195H221V196H219ZM60 196H58V197H60ZM107 196V197H106ZM112 196V197H113ZM147 196V198L145 199V197ZM159 196V197H158ZM163 196V197H162ZM170 196H172V198L170 197ZM178 196V197H177ZM192 197V199L195 201V205H196V209L195 208H193V210H191L192 212H190V207L189 206H191V204L193 203L194 204V202H193V200H192V202L190 201V197ZM197 196V197H196ZM200 196V197H199ZM209 196V197H208ZM216 197V201H215V197ZM57 197V196H56ZM55 197V198H56ZM57 197V198H58ZM86 197V198H85ZM90 197H92V198H90ZM97 197V198H96ZM115 197H113V199L115 198ZM148 197H150V198H148ZM169 197V198H168ZM198 197H199V199H198ZM203 197V198H202ZM213 197H214V199H213ZM218 197H220V199L218 198ZM228 197V198H227ZM106 198V199H105ZM124 198V197H123ZM136 198H138V199H136ZM168 198V199H167ZM179 198H181L180 200H179ZM189 198V199H188ZM205 198H208V199H205ZM221 198H223V199H221ZM256 198H257V200H256ZM263 198V199H262ZM89 199V200H88ZM94 199V200H93ZM125 199V198H124ZM149 199H151L152 200V202H151V200H149ZM159 199H161V200H165V201H160ZM167 199V200H166ZM183 199H185V200H188V201H185L184 202V200ZM201 199V200H200ZM212 199L214 200V202L212 201ZM218 199V200H217ZM260 199V200H259ZM110 200V202L108 203V201ZM128 200V201H127ZM144 200H146V202H147V205L149 206V205H151V206H149V207H151L150 209H149V207L145 204L146 202L144 201ZM149 200V201H148ZM170 200H173V202L172 201H170ZM178 200V201H177ZM183 200V201H182ZM197 200V201H196ZM208 200V201H207ZM211 202H210V201ZM219 200H220V202H219ZM227 200V201H226ZM262 200V201H261ZM93 201V202H92ZM107 202V203H105V202ZM182 201V202H181ZM224 201H226V202H224ZM262 202V203H260V202ZM100 202V203H99ZM103 202V203H102ZM123 202H121V204L123 203ZM136 202V203H135ZM140 202H143L144 204H142V203H140ZM167 202V203H166ZM184 202V203H183ZM186 202H187V205H185V206H187L188 208H190L189 210H188V208H186L185 206H184V204H186ZM191 202V203H190ZM210 202V203H209ZM213 202V203H212ZM232 202V203H231ZM239 202V203H238ZM259 204H258V203ZM74 203V204H73ZM95 203V204H94ZM128 203V204H129ZM136 205H135V204ZM140 203V204H139ZM152 203V204H151ZM157 203V205L158 204H160V205H158V209H159V211L160 210H162V209H164V208H166L165 210H163V211H158L157 210V207H156V204ZM164 203H166V204H170V205H165V207L164 208H159V207H162V205H164ZM172 203V204H171ZM173 203H175L174 205H173ZM190 203V204H189ZM89 204V205H88ZM103 204V205H102ZM106 204V205H105ZM142 204V205H141ZM154 204V205H153ZM162 204V205H161ZM193 204H192V206L191 207H194L193 206ZM258 204V205H257ZM96 205V206H95ZM105 205V206H104ZM139 207H138V206ZM141 205V206H140ZM146 205V206H145ZM189 205V206H188ZM226 205V206H225ZM262 205V206H261ZM130 206V205H129ZM143 206V207H142ZM146 208H145V207ZM166 206H168V207H166ZM169 206H172L173 207V210H172V207L170 208ZM235 206V208H233ZM240 206V207H239ZM243 206L245 207L244 209H243ZM257 206V208L258 207H260L258 210H254V208ZM156 209H154V208ZM176 207V208H175ZM232 209H231V208ZM238 207V208H237ZM242 207V208H241ZM103 208V209H102ZM127 208H128V206H127ZM145 210H144V209ZM148 208V209H147ZM153 208V209H152ZM197 208H199L198 210H197ZM239 208H240V210H239ZM246 208H248V209H246ZM138 209V210H137ZM139 209H141V210H139ZM188 211H187V210ZM247 210V212L246 211H243V210ZM251 209V211H249ZM262 209H260L261 210V212H264V211H262ZM104 210H106V212L104 211ZM128 210L130 211V209L128 208ZM144 211V213H143V211ZM146 210H148V211H146ZM151 211V217L150 216H148V217H150L151 218V220L153 221V222H151L149 219H148V217L146 218L145 217V214H148L149 213V215H150V211ZM169 210V211H168ZM134 211V212H133ZM152 211H156V212H152ZM164 211L166 212V213H164ZM181 213H180V212ZM182 211H183V213H182ZM198 211V214L196 213ZM235 211H236V213H235ZM241 211H243L242 213H240ZM104 212V213H103ZM117 212V211H116ZM167 212H169L168 214H167ZM177 214H176V213ZM186 212H187V214H186ZM193 212H195L194 214L196 215V216H198V217H196L197 218V220L199 219H203V220H205V221H203L202 220V223H200L201 222V220L199 221H196V218H194L195 217V215H193V217L191 218L190 217V215L191 214H193ZM234 212V213H233ZM107 213V214H106ZM133 213H135V214H133ZM141 215V216H139V214ZM143 213V214H142ZM152 213H153V215H152ZM156 213V215H154ZM163 213L165 214V216L163 215ZM178 213H179V215H183V216H178ZM190 213V214H189ZM231 213H229L230 215H231ZM250 213V214H249ZM104 214V215H103ZM130 214V215H129ZM132 214V215H131ZM168 216H167V215ZM200 214V215H199ZM248 214H249V216H248ZM79 215H81V216H79ZM100 215V216H99ZM109 216V219H108V216ZM133 215H135V219H136V221L135 222H133L134 220H133V218H131V217H133ZM136 215H137V217H136ZM144 215V216H143ZM160 215V216H159ZM185 215V216H184ZM228 215V214H227ZM119 216V217H118ZM127 216V217H126ZM128 216H130L129 218H128ZM143 216V217H142ZM152 216H153V218H152ZM158 216V217H157ZM179 218H178V217ZM186 216L188 217V219L187 220H189V221H187L186 220ZM203 216V215H202ZM214 216V215H213ZM80 217V218H79ZM141 217V218H140ZM158 218L160 221L158 222L159 224L161 223L162 225H163V223H164V225L162 226L161 224V226H156V225H158V223H157V219L156 218ZM166 217H168V218H166ZM176 217H177V219H176ZM182 217V218H181ZM189 217L191 218V219H189ZM106 218V219H105ZM110 218H111V220H110ZM112 218H114L113 220H112ZM120 218V219H119ZM124 218H126V219H124ZM140 218V220H137V219H139ZM194 218V219H193ZM104 219V220H103ZM122 219L125 221H122ZM146 219H148V220H146ZM167 219V220H166ZM180 219V220H179ZM181 219L183 220V221H181ZM83 220V221H82ZM143 220H145V221H143ZM157 220V221H156ZM162 220V221H161ZM165 220V221H164ZM195 221V223L194 222H192V221ZM217 222H216V221ZM221 220V221H220ZM104 221V222H103ZM127 221V222H126ZM148 221H150V223H153V225L151 226H149V223H147ZM166 221L168 222V223H166ZM108 222V223H107ZM113 222V223H112ZM144 223V224H142V223ZM154 222L156 223V224H154ZM175 222V223H174ZM181 222H187V224L185 223V224H183V223H181ZM188 222H189V224H188ZM191 222L193 223V224H191ZM199 222V223H198ZM222 222V223H221ZM129 223V224H128ZM143 225H141V224ZM177 223H179V224H177ZM198 223V224H197ZM217 223H221V224H223L222 226L221 225H219V224H217ZM228 223H230V226H232V224L233 225H235L233 222H230V220H229V222ZM87 224V225H86ZM137 224H138V227H137ZM146 224H148L147 225V227L145 226ZM182 224V226L183 227H180V225ZM195 224V225H194ZM201 224V225H200ZM207 224V225H206ZM211 224V225H210ZM99 225H100V227H99ZM184 225H186V227L184 226ZM212 225H215V226H218L219 228H217V227H214V226H212ZM98 226V227H97ZM102 226V227H101ZM104 226V227H103ZM120 226V227H119ZM126 226V227H125ZM141 226H142V228H141ZM149 226V227H148ZM188 226V227H187ZM191 228H190V227ZM194 226H195V228H194ZM211 226V227H210ZM221 226V227H220ZM223 226H224V228H223ZM88 227V228H87ZM98 229H97V228ZM136 227V229H134ZM145 227V228H144ZM174 227H176L175 229L176 230H174ZM177 227H178V229L179 230H177ZM204 229H203V228ZM206 227V228H205ZM214 227V228H213ZM225 227H226V230H225ZM233 227V226H232ZM234 227H237V225L236 226H234ZM239 227V226H238ZM237 227V228H238ZM107 228V229H106ZM120 228V229H119ZM130 228V229H129ZM139 228V229H138ZM149 228V229H148ZM180 228H182V229H180ZM193 228V229H192ZM213 228V229H212ZM216 228V229H215ZM221 228H222V230H221ZM72 229V228H71ZM104 229V230H103ZM128 231H127V230ZM155 229V228H154ZM152 230L151 229V231H154V232H156V230ZM216 231H215V230ZM218 229V230H217ZM229 229H231V230H229ZM239 229V228H238ZM119 230V231H118ZM131 230V231H130ZM134 230V231H133ZM136 230H139V231H136ZM141 230V231H140ZM159 230V231H158ZM185 230V231H184ZM189 230V231H188ZM214 230V231H213ZM224 230V231H223ZM92 231V232H91ZM101 233H99V232ZM102 231V232H101ZM150 231V232H151ZM169 231H170V234H169ZM177 231V232H176ZM184 231V232H183ZM199 233H198V232ZM229 231H230V233L232 234V237H234V238H232L229 234ZM84 232H82V233H84ZM106 232V233H105ZM131 232V233H130ZM153 232V233H154ZM157 232H156V234H157ZM174 232H176V234H173ZM185 232H186V234H185ZM193 232V233H192ZM202 232V233H201ZM226 234H225V233ZM81 233V232H80ZM100 234L99 235V237H98V234ZM103 233V234H102ZM117 233V234H116ZM135 233V236H134V238H133V234ZM180 233H182V234H180ZM214 233H215V237H216V239H215V237H214ZM222 233H224V234H222ZM91 234V235H90ZM107 235L106 237H107V241H106V237H104L105 235ZM132 234V235H131ZM156 234H154V238H157V236L158 235H156ZM159 234V236H158V239H161V240H163V241H171L172 240V238H171V240H170V238H168V240H166L167 238H165L166 237V234H164L163 235V232H161V233H158ZM161 234L164 236V237H161ZM178 234V235H177ZM184 234V235H183ZM188 234V235H187ZM195 234V235H194ZM203 234V235H202ZM211 236H209V235ZM212 234V235H211ZM219 236V238H218V236ZM97 235V236H96ZM126 235H127V237H126ZM176 235L178 236V237H176ZM182 235V236H181ZM187 235V236H186ZM226 235V236H225ZM103 236V237H102ZM124 236V238H122ZM180 236L181 237H183L184 236V238H186V237H188V239L187 240H192L193 239V241L194 240H196V241H190V243L189 242H187L186 241V239H184V241H186L187 243L186 244H184V243H181V244H179L181 241H183V240H180V242H179V239H181L180 238ZM223 236H225V237H223ZM245 236V235H244ZM52 237H54V239L56 240H61V237L60 236H57V238H55L56 236H52ZM90 237V238H89ZM92 237V238H91ZM109 237V238H108ZM199 238L198 240L197 239H194V238ZM230 237V238H229ZM60 238V239H59ZM82 238V237H81ZM94 238L97 240V241H95L94 240ZM101 238V239H100ZM178 238V239H177ZM190 238V239H189ZM192 238V239H191ZM218 238V239H217ZM227 238V239H226ZM232 238V239H231ZM249 238V239H248ZM50 239L52 240V241H54L55 242V240L54 239H52L51 237H50ZM88 239V240H87ZM138 239H142V237L140 236V237H138L137 236V238H136V240H138ZM176 239H177V241H176ZM183 239V238H182ZM220 239V240H219ZM222 239H223V242H224V240H225V242L224 243H226V245L228 246H226V245H222V247H221V245L219 244V246L218 245H216L217 243H219L220 241H222ZM233 239H235L234 241H242V243H241V247H243L244 249H242L241 247H239V245H240V242H233V241H231V240H233ZM50 240V241H51ZM136 240H134V242L136 241ZM203 240H205V241H203ZM219 240V241H218ZM231 241V242H233V244L232 245H235L237 248H235V246H232L230 243L231 242H228V241ZM176 241V242H175ZM183 241V242H184ZM198 241H200V242H198ZM228 243H227V242ZM57 242L58 241H56L55 242V245H53V246H55V248L56 249H58L57 247L58 246H60V245H58V246H56V244H57ZM96 242V243H95ZM133 241H131V242H129V244H131ZM133 242V243H134ZM179 242V243H178ZM191 242H193V243H191ZM208 242H211V244H214V245H211L210 243H208ZM213 242H216V243H213ZM222 242V243H223ZM250 242V241H249ZM38 244L37 245H35V246H37V248H39V250H44V247H46L45 245H44V243H41V241H40V243H39V241L37 242ZM58 243H60V242H58ZM89 243H88V245H87V247L89 246ZM91 243H93V244H91ZM103 243V244H104ZM201 245H200V244ZM203 243V244H202ZM204 243H208V245L205 247V246H202V245H204ZM223 243V244H224ZM43 246L42 248H40L41 246ZM50 244H53V243H50ZM63 244V243H62ZM191 244V245H190ZM198 244H199V246H198ZM237 244H238V246H237ZM40 247H39V246ZM64 246V248L66 247V245L65 244H63ZM185 245V246H184ZM211 245V246H210ZM34 246V245H33ZM186 246H188V247H186ZM193 246H195V247H193ZM213 246H214V248H213ZM215 246H218V248L217 247H215ZM232 248H231V247ZM27 247V246H26ZM63 247H61L60 246V248L59 249H61V248H63ZM67 247H69V246H67ZM66 247V248H67ZM185 247V248H184ZM211 247V248H210ZM220 247V248H219ZM226 247V248H225ZM234 247V248H233ZM27 248H29V247H27ZM26 248V249H27ZM36 248V247H35ZM34 248V249H35ZM36 248V249H37ZM47 248V247H46ZM45 248V249H46ZM180 248V247H179ZM189 248V249H188ZM193 248V249H192ZM213 248V249H212ZM242 250H241V249ZM48 250L50 249V248H47ZM55 249V250H56ZM108 249H110V248H108ZM203 249V250H202ZM209 249V250H208ZM250 249H252V251L250 250ZM255 251H257V252H259V253H257V252H253L254 250ZM259 249H260V251H259ZM107 250V249H106ZM205 250V251H204ZM216 250V251H215ZM246 250V251H245ZM24 251V250H23ZM26 251H28V253H30V248H29V250L27 249ZM49 251H51V249L49 250ZM110 251H112V252H110ZM234 251V252H233ZM241 251V252H240ZM247 252V253H245V252ZM4 252V251H3ZM103 252V251H102ZM101 252V253H102ZM107 253L109 252V255H111V254H114V252L115 251H113V250H108V251H106ZM242 252H244V253H242ZM260 252H261V255L260 256H257L256 254H260ZM1 253L2 252H0V255H1ZM5 253V252H4ZM20 253V252H19ZM111 253V254H110ZM229 253H231L230 255H229ZM232 253H234V254H232ZM241 253H242V256H241ZM3 254V253H2ZM6 254H8V253H6ZM16 254H18V253H16ZM67 254V253H66ZM65 254V255H66ZM69 254V253H68ZM106 255V253H102V255L103 256H105ZM226 254V255H225ZM238 254V255H237ZM240 254V255H239ZM9 255V254H8ZM52 255V254H51ZM50 255V257H53V255L51 256ZM72 255H74V254H72ZM71 254H70V256H69V258H72L73 256H72ZM237 255V256H236ZM244 255L246 256V257H244ZM5 256V255H4ZM75 256V255H74ZM250 258H248V257ZM261 256H263L262 258H261ZM8 257H11V256H8ZM65 257V256H64ZM224 257H223V259H224ZM231 259H230V258ZM0 258L2 259L3 258V255H2V257L0 256ZM69 258L67 257V258H61L62 259V261H60L61 263H64V264H67V262H66V260H69ZM247 258V259H246ZM6 259V258H5ZM61 259H58L57 260V262L58 263H56L55 262V264H60L59 263V260H61ZM243 259H244V261H243ZM230 260V261H229ZM246 260V261H245ZM1 261H3V259L2 260H0V262ZM65 261V262H64ZM243 261V262H242ZM236 262V263H235Z\"/></svg>", "mask_w": 264, "mask_h": 264}]
</instances>
